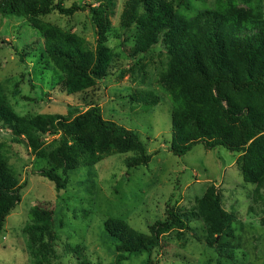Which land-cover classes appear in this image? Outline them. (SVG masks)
Instances as JSON below:
<instances>
[{
	"label": "rangeland",
	"instance_id": "rangeland-1",
	"mask_svg": "<svg viewBox=\"0 0 264 264\" xmlns=\"http://www.w3.org/2000/svg\"><path fill=\"white\" fill-rule=\"evenodd\" d=\"M127 1L66 0L65 6H105L112 25L106 46L113 62L91 95L105 120L140 134L152 161L129 171L138 152L113 150L95 166L70 172L64 190L39 172L53 170L65 177L53 158L64 136L56 123L59 118L74 119L87 108L80 96L66 93V75L46 55L35 25L26 17L0 18V104L27 123L40 119L48 125L47 131L33 135L0 127V161L23 186L21 201L0 232V264H115L116 242L107 234L106 222L123 221L150 236L154 224L169 220V210L184 221V228L163 233L152 253L132 255L123 264H264V136L244 154L223 147L206 150L203 145L181 158L171 152L175 112L207 115L223 123L222 113L235 106L264 119V94L224 90L229 99L221 106L204 97L192 104V93L184 91L197 85L196 77L179 71L169 46L159 44L147 54H135L139 29L123 22ZM159 1L173 7L181 25L197 27L203 13L223 12L253 20L245 35L264 26V0H237L234 7L229 0ZM91 18L89 12L72 17L54 13L39 21L95 48ZM202 46L207 53V45ZM225 62L238 78H245L248 71L229 51ZM259 64L264 65V59ZM205 66L210 70L207 62ZM224 125L234 136L239 134L238 125ZM216 197L221 209L231 214L222 233L217 232L220 217L212 206ZM35 210L49 217L39 221ZM34 226L36 244L27 233Z\"/></svg>",
	"mask_w": 264,
	"mask_h": 264
},
{
	"label": "trees",
	"instance_id": "trees-1",
	"mask_svg": "<svg viewBox=\"0 0 264 264\" xmlns=\"http://www.w3.org/2000/svg\"><path fill=\"white\" fill-rule=\"evenodd\" d=\"M105 1V0H102ZM112 1V0H110ZM229 7H234L237 0H229ZM66 0H0V18L17 16L26 17L44 39L45 53L50 61L65 75L66 93L80 96V104L86 112L74 119L59 118L57 127L64 133L60 146L53 158L63 169L65 177L53 170H41L40 176L53 182L57 189L67 188L68 175L80 168L93 167L113 150L127 151L134 149L138 156L128 165L129 171L147 166L152 161L146 145L139 133L107 121L103 117L101 105L94 100V91L98 81H105L112 67L113 55L106 46L112 29L105 6H65ZM89 12L97 33V45L93 48L83 38L65 32L63 29L41 23L40 18L54 13L72 17L77 13ZM251 19L228 16L223 12H206L197 19V27L181 25L175 10L170 4L159 0H128L123 14L127 27H138L135 54H147L159 45L169 46L179 71L191 73L196 77L197 85L186 92L193 96L192 104L198 105L202 97L211 99L221 106L229 97L222 94L231 90L236 95L264 94V26L255 34H246L248 28L255 25ZM244 33V34H242ZM203 44L208 52L203 50ZM241 62L248 71L245 78H238L225 62L227 52ZM24 57L21 54V60ZM205 62L209 64L207 70ZM213 91L218 93L213 96ZM223 123L207 115L182 116L174 113V142L171 152L176 157H185L196 146L203 145L206 150L218 147L239 154L253 151L256 141L264 136V119L251 112L239 111L231 106L222 113ZM238 125L239 134L234 136L224 125ZM8 127L17 135L36 131L45 132L48 125L40 119L25 122L9 108L0 104V127ZM88 130V136L82 135ZM35 150L38 148L34 143ZM20 185L13 170L0 161V232L7 217L21 201ZM220 197L214 198L213 209L220 217L218 233H222L225 222L231 218L220 207ZM33 215L39 221L47 219L44 211L35 210ZM169 220L157 222L150 228V236L132 230L125 222L109 220L105 224L107 234L116 242L117 258L115 264H123L132 255L152 253L159 243V237L172 229L184 228V221L173 210L168 211ZM36 226L28 229V235L36 244ZM212 231V229H211ZM210 231V232H211ZM40 242H38L39 244ZM213 245V244H212Z\"/></svg>",
	"mask_w": 264,
	"mask_h": 264
}]
</instances>
